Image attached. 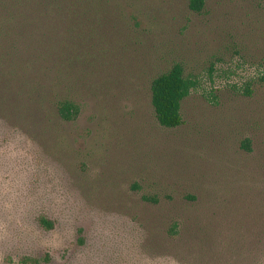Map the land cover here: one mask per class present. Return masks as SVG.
Here are the masks:
<instances>
[{"label": "rangeland", "instance_id": "obj_1", "mask_svg": "<svg viewBox=\"0 0 264 264\" xmlns=\"http://www.w3.org/2000/svg\"><path fill=\"white\" fill-rule=\"evenodd\" d=\"M193 1L103 0L52 33L54 72L0 66V264H264V0ZM177 63L198 88L169 129L151 86Z\"/></svg>", "mask_w": 264, "mask_h": 264}, {"label": "trees", "instance_id": "obj_2", "mask_svg": "<svg viewBox=\"0 0 264 264\" xmlns=\"http://www.w3.org/2000/svg\"><path fill=\"white\" fill-rule=\"evenodd\" d=\"M102 2L103 0H0V23L6 22L14 27L18 24V21L24 23L23 28L15 35L17 45L22 40L29 39V41H32L34 39L31 31L27 29L28 27L35 25L34 35L39 31L38 44L33 46L34 49H30V45L29 48L28 46L26 48L27 52L29 49L32 52V58L24 59L22 55L26 54V51L18 49L16 48L17 45L12 44L8 55L14 58L4 60L7 54L0 57V66L3 67V64L9 65L10 71L8 72L13 75L14 80L23 71L37 72L41 75L54 72L57 67V60L52 61L49 59L50 52L51 55H55L56 53L63 54L64 51H60L56 47L49 49V45L52 44L55 38L52 33H57V41L59 39L58 27L65 29L63 32L65 35L67 33L70 35L73 31L69 27L83 24L93 8L97 10L102 8ZM193 4L198 5V9H201L204 6V0H194ZM41 26L48 28L51 35L49 33L48 36L41 35ZM38 86L39 83H37ZM197 88V79L186 75L185 69L180 63L175 64L167 72L153 80L151 102L156 119L162 127L175 129L183 125L182 110L184 102ZM56 110L60 119L65 122L75 120L80 112L76 101L62 97L57 100ZM249 142L247 141V143ZM44 222L49 224L50 227L53 226L49 221L44 220ZM22 264L40 263L35 259L26 258L22 260Z\"/></svg>", "mask_w": 264, "mask_h": 264}]
</instances>
